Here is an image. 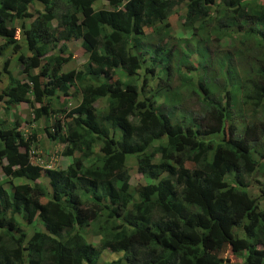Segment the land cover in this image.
Listing matches in <instances>:
<instances>
[{
    "label": "trees",
    "instance_id": "1",
    "mask_svg": "<svg viewBox=\"0 0 264 264\" xmlns=\"http://www.w3.org/2000/svg\"><path fill=\"white\" fill-rule=\"evenodd\" d=\"M99 2L105 8L93 10ZM218 2L219 15H212L215 0H0V51L8 25L18 21L28 52L16 64L22 79L9 76L0 88L3 110L24 104L36 121L54 101L62 120L42 129L47 142L62 146L56 169L30 162L34 136L20 132V121L0 126V264H98L103 250L121 253L107 264H264V115L257 113L264 105V5ZM180 3L177 38L184 42L195 33L209 41L212 33L241 31L242 48L232 58L225 54L217 70L225 84L234 75L228 64L240 65V89L230 94L208 77L190 91L197 110L174 117L175 94L157 104L167 91L156 88L171 80L169 56L188 54L155 44L140 49L138 42L159 24L169 27ZM34 4L41 12L30 15ZM72 40H80L85 60L81 69L62 72ZM157 67L156 86L144 92ZM235 105L240 121L231 116ZM128 155L142 183H131ZM16 179L23 183L12 186ZM90 225L96 244L84 235ZM225 244L238 263L219 256Z\"/></svg>",
    "mask_w": 264,
    "mask_h": 264
},
{
    "label": "rangeland",
    "instance_id": "2",
    "mask_svg": "<svg viewBox=\"0 0 264 264\" xmlns=\"http://www.w3.org/2000/svg\"><path fill=\"white\" fill-rule=\"evenodd\" d=\"M218 0H215L214 6L210 9V14H216L219 15V13H215L216 9H220L217 7ZM257 5H264V0H258ZM105 4L103 3H97L93 4L92 9L93 10H100L105 8ZM28 13L30 15H34V11L41 12V7L39 5L34 4L32 7L29 6ZM174 11H177L178 13H175L174 17H170L167 22L169 24V27L162 29L161 24L157 25V33H154L153 29L150 32H147L144 34L143 38L138 42V45H148L152 46L153 44L158 45L160 47L163 46V48H166L168 50L173 49H180L181 51L186 52L187 58L181 57V59H185L182 63L179 59V57H173L169 56V73L171 75V80L169 82H161L159 84L156 83L155 75L157 71L159 70L158 67L156 70H153V76L150 78V81L148 82L147 86L144 88V92H149L156 86V89H166L164 94L156 99L157 104H162L164 95L173 93L176 97V103L174 104V110L175 114L174 117H177L179 115H184V113L188 112V110L195 111L197 110L198 101H197V95L195 93H191L192 88H190L197 80V77L204 76L203 79H201V83L206 82L208 77H217L218 81L220 79L219 74H217V70L219 67V63L221 58L224 59L225 54H229V56L232 58L233 53H235L237 50L241 49L242 46H240L241 41V31L236 30L235 27H232L228 29V32H219V33H212L209 37V41H206L204 37H202L200 34L195 33V36L187 41H183V39H186L184 37L177 38L179 35L178 32L182 29L181 23L182 18L184 15V5L183 3H180L178 7ZM180 13V14H179ZM34 17V16H33ZM30 21V20H29ZM25 27L28 25V21L23 24ZM8 43L5 48H3L0 52V75H1V82H0V88L4 87L6 83L8 82V78L13 77L15 79L21 80V76L19 75V68L20 66L16 65L18 61V56H27L28 52L24 49L23 44L19 37V31H20V22L14 21L10 25H8ZM203 38V40H201ZM3 43V40H0V45ZM149 43V44H148ZM66 49L67 53L71 54L70 62H68L66 65L62 67V72H66L72 69L79 70L81 69V65L84 63L85 58L81 56V52L79 49V42L78 41H70L66 43ZM152 47L146 48L143 50V55L146 59L149 56V52L151 51ZM17 49V50H15ZM15 50V51H14ZM17 51V52H16ZM94 60H98L99 57L91 56ZM6 61V65L3 68L2 65ZM240 65H237L235 67V73L236 71H239L237 69ZM168 71V70H167ZM35 70H32V73H34ZM138 77H142V71L137 72ZM196 92V88L193 89ZM235 90L230 92V94H234ZM166 107L171 106L172 103H165ZM58 103L52 101L51 106L52 109H49L48 112V118L50 121H47L45 119L44 123L49 127L51 123L53 122L52 119H58L61 118L57 117V114L55 113V109L58 107ZM103 103L100 101H97L95 103L96 110H100ZM238 106H233V111L231 112V116L235 121H240L242 116L241 112L238 111ZM14 109H16L15 112H6V110H3L2 102H0V126L3 127H9V123L16 119L19 122V130L24 136H31L33 135L34 138H32L33 142L31 143V148L29 150L30 156V162L33 164H40L43 168H46V164L50 160V158L53 159L52 167L51 169L57 168L60 164V157L59 153L62 149V146L59 144H53L51 142H47L43 136L42 129L44 127V123L42 121H33L29 122L27 119H25V111L26 106L24 104L15 105L13 106ZM98 110V111H99ZM259 115H264V106H262L259 109ZM25 119V120H24ZM28 122V123H27ZM204 122H201L200 124H203ZM204 129V127H202ZM241 125L238 124L237 130H236V136H239L241 134ZM210 137H215V135H211ZM258 145V142H256ZM96 146L93 148V153L96 155ZM259 150V147H258ZM253 157L258 160V156L253 155ZM261 163H264V158L259 160ZM38 162V163H37ZM47 162V163H46ZM124 166L125 171L130 177L131 183L135 184L136 182L141 181V175L138 174V169L135 166L133 156L128 155L124 159ZM41 167V166H40ZM252 178L254 179V176L252 175ZM230 180V178H227ZM247 180V178L245 179ZM2 180H0L1 182ZM22 182V180H12L11 185H16L18 183ZM146 182V181H145ZM23 183V182H22ZM6 186V187H5ZM8 186L6 184L2 185V188H7ZM246 192L248 193V196L250 197H256L258 195L257 190L252 187L248 186L246 188ZM43 201V199H42ZM260 206L264 208V201L260 202ZM20 225L24 226L25 223L21 220L17 221ZM34 227L37 228L39 231H43V229L34 224ZM93 226H89L85 228V238L88 242L96 244L98 241V237L94 235L93 232ZM83 235V236H84ZM121 256V253H111L106 250H103L97 260L98 264H107L111 261H115ZM220 257H227V260L233 263H238L240 261L239 258L234 257L232 254L229 253V249L227 245H224V248L221 250V253L219 255Z\"/></svg>",
    "mask_w": 264,
    "mask_h": 264
},
{
    "label": "clouds",
    "instance_id": "3",
    "mask_svg": "<svg viewBox=\"0 0 264 264\" xmlns=\"http://www.w3.org/2000/svg\"><path fill=\"white\" fill-rule=\"evenodd\" d=\"M72 41H78L79 42V49H80V40H72ZM67 48V47H66ZM67 50V49H66ZM228 70H230V71H234V75H232V76H226L227 77V79H226V83L225 84H222V77L223 76H221L220 77V79H219V81H220V83H221V86L222 87H225L227 90H229L230 88H231V90H230V92H232L233 90H235V93H237L238 91H239V89H240V86H239V81H238V79L236 78V73H235V66H234V62H233V60H232V62L230 63V64H228ZM224 71V70H223ZM35 73V72H34ZM202 77H204V76H201V77H197V80H196V82L190 87V88H192V89H197L198 90V84L200 83V79L202 78ZM22 79V78H21ZM19 80V79H18ZM7 84V83H6ZM229 92V93H230ZM234 93V94H235ZM68 96L69 97H71V98H69V99H71V100H69V104L67 105L66 104V106H67V110H69V108H72V104H71V101H72V99H73V95H72V92H71V89L68 91V93H67V98H68ZM264 106V105H263ZM52 107V106H51ZM262 107V106H261ZM260 107V108H261ZM11 109L12 108H10L9 110H6V112H8V111H10V112H15L16 110L14 109L13 111H11ZM257 111H258V109H257ZM17 112V111H16ZM48 112H49V110H48ZM27 113V112H26ZM241 116H243L242 115V113H241ZM28 117V118H27ZM58 118H60V116H57ZM25 119H27V121H33L32 120V116H30V115H28L27 116V114L25 115ZM24 119V120H25ZM45 119H47V121H50V119L48 118V114L46 115V116H43V117H41L40 119H38V120H36V121H42V123H44L43 121L45 120ZM234 120V119H233ZM12 121H14V120H12ZM18 121V120H17ZM52 121H62L61 119L60 120H58L57 118L56 119H52ZM20 127V126H19ZM25 137H27V136H25ZM26 139V138H25ZM30 150V149H29ZM29 150H28V152H27V154H28V156H30V153H29ZM52 162H53V159L52 158H50V160L48 161V163L46 164V168H43L42 167V165L40 164V166H41V168L42 169H51V167H52ZM48 167V168H47ZM54 169H56V168H54Z\"/></svg>",
    "mask_w": 264,
    "mask_h": 264
},
{
    "label": "crops",
    "instance_id": "4",
    "mask_svg": "<svg viewBox=\"0 0 264 264\" xmlns=\"http://www.w3.org/2000/svg\"><path fill=\"white\" fill-rule=\"evenodd\" d=\"M15 110H16V109H15ZM26 112H27V111H25V115H26Z\"/></svg>",
    "mask_w": 264,
    "mask_h": 264
},
{
    "label": "built area",
    "instance_id": "5",
    "mask_svg": "<svg viewBox=\"0 0 264 264\" xmlns=\"http://www.w3.org/2000/svg\"><path fill=\"white\" fill-rule=\"evenodd\" d=\"M48 168V167H47Z\"/></svg>",
    "mask_w": 264,
    "mask_h": 264
}]
</instances>
